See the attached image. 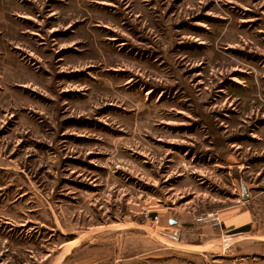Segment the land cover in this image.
Masks as SVG:
<instances>
[{
  "label": "rangeland",
  "instance_id": "374dc122",
  "mask_svg": "<svg viewBox=\"0 0 264 264\" xmlns=\"http://www.w3.org/2000/svg\"><path fill=\"white\" fill-rule=\"evenodd\" d=\"M0 264H264V0H0Z\"/></svg>",
  "mask_w": 264,
  "mask_h": 264
},
{
  "label": "trees",
  "instance_id": "16d2710c",
  "mask_svg": "<svg viewBox=\"0 0 264 264\" xmlns=\"http://www.w3.org/2000/svg\"><path fill=\"white\" fill-rule=\"evenodd\" d=\"M250 229L249 224H244L236 229L233 230V233H237V232H245L248 231Z\"/></svg>",
  "mask_w": 264,
  "mask_h": 264
},
{
  "label": "built area",
  "instance_id": "2783aa9c",
  "mask_svg": "<svg viewBox=\"0 0 264 264\" xmlns=\"http://www.w3.org/2000/svg\"><path fill=\"white\" fill-rule=\"evenodd\" d=\"M211 217H212L213 220L218 221V217L217 216H213V214H212Z\"/></svg>",
  "mask_w": 264,
  "mask_h": 264
},
{
  "label": "crops",
  "instance_id": "0c3cea01",
  "mask_svg": "<svg viewBox=\"0 0 264 264\" xmlns=\"http://www.w3.org/2000/svg\"><path fill=\"white\" fill-rule=\"evenodd\" d=\"M238 220H239V217L237 218V221H238ZM233 221H234L233 223H235V220H233ZM188 249H190V250H191L192 248H188Z\"/></svg>",
  "mask_w": 264,
  "mask_h": 264
},
{
  "label": "water",
  "instance_id": "95a60500",
  "mask_svg": "<svg viewBox=\"0 0 264 264\" xmlns=\"http://www.w3.org/2000/svg\"><path fill=\"white\" fill-rule=\"evenodd\" d=\"M244 198H247V195L244 193Z\"/></svg>",
  "mask_w": 264,
  "mask_h": 264
}]
</instances>
